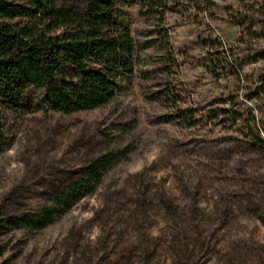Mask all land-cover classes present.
<instances>
[{
    "label": "rangeland",
    "instance_id": "1",
    "mask_svg": "<svg viewBox=\"0 0 264 264\" xmlns=\"http://www.w3.org/2000/svg\"><path fill=\"white\" fill-rule=\"evenodd\" d=\"M140 1L129 0L133 36L154 47L140 51L130 96L9 116L0 223L37 215L91 158L126 155L54 224L0 229V264H264V150L246 132L264 119V35L227 10L251 15L261 0H213V16L167 0L182 11L164 18ZM164 32L170 73L155 50Z\"/></svg>",
    "mask_w": 264,
    "mask_h": 264
},
{
    "label": "trees",
    "instance_id": "2",
    "mask_svg": "<svg viewBox=\"0 0 264 264\" xmlns=\"http://www.w3.org/2000/svg\"><path fill=\"white\" fill-rule=\"evenodd\" d=\"M184 2L182 10L216 14L213 0ZM140 3L162 18L168 11H182L167 0ZM128 7L129 0H0V155L11 145L9 116L40 108L74 114L104 107L133 93L132 78L140 51L154 47V43L139 45L135 41ZM227 10L232 21L249 26L259 22L256 33L264 35V0L251 15ZM16 19L24 23L14 22ZM164 33L155 50L170 73L178 62L168 32ZM176 111L193 125L192 116H183L186 110L177 107ZM259 124L264 126V119L254 117L246 132L264 150ZM125 155L126 151H110L91 158L60 192L48 198L37 215L0 223V229L40 231L54 224L73 204L96 193L105 175Z\"/></svg>",
    "mask_w": 264,
    "mask_h": 264
}]
</instances>
